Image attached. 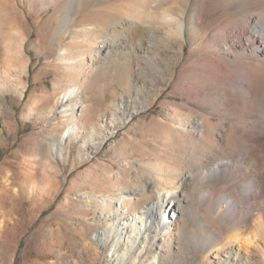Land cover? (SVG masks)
I'll use <instances>...</instances> for the list:
<instances>
[{
    "label": "rangeland",
    "instance_id": "1",
    "mask_svg": "<svg viewBox=\"0 0 264 264\" xmlns=\"http://www.w3.org/2000/svg\"><path fill=\"white\" fill-rule=\"evenodd\" d=\"M250 1L190 0L180 52L161 66L102 52L87 69L73 64L90 52L74 24L103 27L140 0H62L49 10L0 0V264H116L113 243L97 239L132 210L104 219L102 196L127 188L138 211L184 194L188 220L170 243L148 232L124 264H239L231 253L262 264L236 235L264 217V53L229 48L234 29L264 19V4ZM109 114L114 133H91ZM72 126L56 155L52 144ZM170 209L163 226L175 223Z\"/></svg>",
    "mask_w": 264,
    "mask_h": 264
},
{
    "label": "bare ground",
    "instance_id": "2",
    "mask_svg": "<svg viewBox=\"0 0 264 264\" xmlns=\"http://www.w3.org/2000/svg\"><path fill=\"white\" fill-rule=\"evenodd\" d=\"M35 1L36 0H30V3L32 4ZM58 1L62 0H43L42 2L40 0L43 5V9L48 10L56 7L55 3ZM189 1L190 0H140V2H138L139 9L137 8L138 6L134 7L138 10L130 9L131 11H129V13L118 10L114 16L115 21L112 23L110 22L109 24L105 22L103 27L93 23L86 26H80L75 23L74 27H76L77 30L72 32H75L74 34L80 35L82 36V39L86 40V46L90 52L87 56L83 55V59L79 62L74 59L73 64L77 63L78 67L81 66L88 69V67L94 64V62L96 64L98 63L100 58L99 55H101L102 52L106 54H111L113 52L123 53V55H127L129 52L133 62L136 64H139L142 60L146 61L153 58L157 60L156 65L161 66V58L164 56L167 58H173L180 52L182 40L185 39V16L187 14ZM88 3V1H83L82 7H85ZM251 3L261 6L264 4V0H253L252 2L250 1L249 4L251 5ZM16 4L18 5L17 2ZM65 17L66 33L67 28L73 21L72 19L70 20V13H67ZM192 19L193 17L191 15L188 25L189 32L191 29L190 24L193 22ZM250 22H247L244 27L242 25V28L240 26L241 29L239 31L234 29L231 34H234L235 39L230 41L229 48L235 49L240 45L252 46L256 51L264 53V19L260 16L257 17L254 22ZM103 29L105 31H101ZM154 39L157 41L156 44L153 43ZM98 44H101L102 47H98ZM21 49H23V46H21ZM62 50L65 52L67 49ZM95 53L98 55H95ZM60 60L66 59L63 56H60ZM80 90L81 83L78 81L77 83H74L73 87L67 93L64 94L63 99L65 100L71 98L75 94L79 93ZM130 110L131 109L125 106L123 114L125 116L127 115L128 118L132 116V112ZM111 116L113 117L115 115H104L103 119L92 129L93 132L91 133H95L97 137H102L103 139L114 133L118 124H116L115 119L113 120V118H108ZM125 119L126 118H124V120ZM74 128L77 129L76 126L70 127L66 135H62L59 143L52 144V149L56 152V155H63L64 146L67 144V140L75 134V131H71ZM106 130H108L107 133L105 132ZM91 135L93 136V134ZM188 179H190V176L185 175V180ZM155 190L158 194L162 193L161 189L158 187H155ZM102 197V205L104 208L102 209L101 217L104 219H108V215H111L112 210L114 212L117 211L116 214H118L119 211L132 210L130 213L131 215L125 216L128 217L126 222L120 223V225L118 223L111 224L114 228V232L106 228L108 223H105V231L101 234V239L96 238L99 243H103L104 245H108L110 242L113 243L111 247V255L116 261V264H124L126 260L131 258L132 254L137 252L140 245L144 244V239L148 236V232L153 230L157 232L161 239L170 243L173 241L175 236H182L185 225L181 224V222L184 223L188 220L182 213L184 209L182 203L183 199L186 197L184 194L183 196H180L183 197V199H176L173 195V198L170 199V203H167L168 201H164L161 198L162 196H158V198H156L148 206L139 211L131 204L134 198L132 194H130L129 188L125 189V191L121 192L119 195L114 192H110L106 195L104 194ZM91 201L92 200H90V202ZM164 207L167 210L168 207L175 209L176 220L171 226H163L161 223L167 212V210H164ZM158 212H162L163 217L161 216L158 218ZM248 229L249 230L246 234H244V231H241L237 232L236 235L239 240L244 239V244H246V248L248 250L253 248V251L255 250L260 253L262 256V264H264V217L259 215L255 224L251 225ZM122 244L125 246V249L121 254H119L118 247ZM229 259H235V263L236 261H239V264H242V260L234 258L232 253L231 256H229ZM245 261L246 264L254 263L249 256L248 258H245ZM156 263L157 260L153 264ZM227 264H230L229 261H227Z\"/></svg>",
    "mask_w": 264,
    "mask_h": 264
}]
</instances>
